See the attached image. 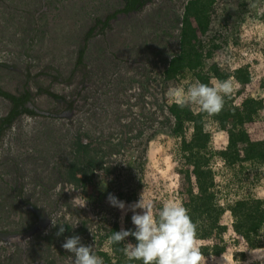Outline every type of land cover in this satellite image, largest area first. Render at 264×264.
I'll list each match as a JSON object with an SVG mask.
<instances>
[{
  "label": "rangeland",
  "instance_id": "rangeland-1",
  "mask_svg": "<svg viewBox=\"0 0 264 264\" xmlns=\"http://www.w3.org/2000/svg\"><path fill=\"white\" fill-rule=\"evenodd\" d=\"M124 5L0 0V86L16 95L29 91L39 111L18 116L0 133V232L12 234L0 238V264H114L101 253L115 258L116 228L128 256L132 231L159 255L155 215L166 210L180 218L195 183L173 132L175 102L208 112L210 148L220 150L228 134L214 111L221 102L258 99L259 114L245 128L264 140V0H148L130 12ZM186 18L196 28L207 23L194 41L203 63L168 77L172 58L183 52ZM214 66L221 74L243 69L250 80L220 79ZM11 106L0 95V119ZM192 132L186 123V137ZM210 163L216 203L226 211L209 221L207 240L189 238L179 222L184 250L162 263L264 264V230L251 247L227 209L244 198L264 199V161L228 166L213 154ZM32 208L45 211L48 223L38 225ZM217 225L226 251L201 254L200 245L220 242Z\"/></svg>",
  "mask_w": 264,
  "mask_h": 264
},
{
  "label": "trees",
  "instance_id": "trees-1",
  "mask_svg": "<svg viewBox=\"0 0 264 264\" xmlns=\"http://www.w3.org/2000/svg\"><path fill=\"white\" fill-rule=\"evenodd\" d=\"M148 0H124L123 11L130 12L140 9ZM200 31L204 32L207 23H198ZM198 28L186 18L182 36L183 52L178 57L172 58L167 69L168 77H175L185 68L196 69L202 65L201 54L194 42L198 36ZM92 31V30H91ZM264 56V49L262 51ZM220 79L234 76L242 85L250 80L249 77L242 76L243 69H237L233 74L219 73V69L214 66L212 69ZM199 75V74H198ZM202 81L203 77L200 76ZM205 86L207 81L204 82ZM264 86V78L262 81ZM0 95L11 102L10 112L0 119V133L13 123L21 113L33 114L24 104L30 100V92L16 95L4 90L0 86ZM55 99H60L59 94L49 92ZM261 101L255 98L244 99L242 106L232 105L231 102H221L220 107L214 111L215 118L220 127L228 134V144L224 149L213 150L210 148V134L205 129L206 110L195 112L185 105L175 102L169 107L170 112L176 119L173 132L181 139V148L187 153L188 159L194 166L192 173L195 183L188 189L190 208L184 212L180 218L173 212L162 210L155 215L156 227L161 233L157 241L159 255H155L149 248L146 241L136 232H130V240L134 245L132 256H128L121 236L118 235L117 228L113 230L112 249L114 257H109L102 252L108 261L114 259V264H163L162 259H177L180 252L184 250L178 241L179 222L186 226L185 235L189 238L207 240L211 236L210 220H217L224 214L226 208L216 203L217 191L215 174L211 165V157L218 154L228 166H234L243 161L256 162L264 161V140H253L245 124L252 121L259 114ZM22 106V107H20ZM186 123L193 126L192 136L189 138L185 134ZM233 217V228L242 234L249 242L251 247H257L259 237L264 230V199L260 197L244 198L229 205L227 208ZM223 226H216V235L220 242L215 244H202L199 252L203 255L220 256L226 251V244L222 238Z\"/></svg>",
  "mask_w": 264,
  "mask_h": 264
},
{
  "label": "water",
  "instance_id": "water-1",
  "mask_svg": "<svg viewBox=\"0 0 264 264\" xmlns=\"http://www.w3.org/2000/svg\"><path fill=\"white\" fill-rule=\"evenodd\" d=\"M30 106H33V104H30ZM37 110V109H36ZM38 215H39V222H38V225L39 224H47L48 223V218L46 217V214H45V211L43 210H40V209H37V208H34L33 209ZM34 229L32 228L31 231H33ZM12 234L9 233V232H0V238H7L9 236H11Z\"/></svg>",
  "mask_w": 264,
  "mask_h": 264
},
{
  "label": "flooded vegetation",
  "instance_id": "flooded-vegetation-1",
  "mask_svg": "<svg viewBox=\"0 0 264 264\" xmlns=\"http://www.w3.org/2000/svg\"><path fill=\"white\" fill-rule=\"evenodd\" d=\"M30 104H31V102H30V100H28L25 104H24V106H26V107H28L30 110H33V114H35V113H39V111H38V109L33 105V106H30ZM20 107H22V106H20ZM37 109V110H36ZM22 114H27V113H21V114H19L18 116H20V115H22ZM17 116V117H18ZM16 117V118H17ZM32 209H34V208H32ZM35 212V211H34ZM35 214H37L36 212H35ZM37 216L39 217V215L37 214Z\"/></svg>",
  "mask_w": 264,
  "mask_h": 264
}]
</instances>
